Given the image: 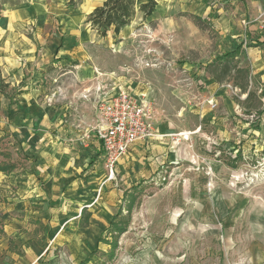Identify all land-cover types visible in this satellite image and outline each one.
<instances>
[{"label":"rangeland","instance_id":"obj_1","mask_svg":"<svg viewBox=\"0 0 264 264\" xmlns=\"http://www.w3.org/2000/svg\"><path fill=\"white\" fill-rule=\"evenodd\" d=\"M172 11L147 21L136 14L120 38L83 44L75 61L46 74L44 86L51 93L67 89L70 75L63 74L79 72L86 97L67 100L75 108L72 124L93 129L99 99L127 91L145 93L157 111L156 124L168 126L161 132L165 138L143 146L136 162L119 169L114 197L107 195L101 201L106 206H97L103 220L119 216L128 223L114 256L106 241L95 251L101 234L77 258L62 246L56 251L59 264H264V116L251 113L256 100L245 109V94L227 83L229 78L216 82L208 69L238 46L240 65L247 67L245 43L221 30L217 16L186 27L178 22L190 14ZM150 89L155 91L149 97ZM210 98L216 107L208 104ZM4 116L0 168L14 164L13 174L22 182L30 171V150L5 129ZM72 129L68 135L76 138ZM1 181L0 191L6 185ZM133 187L138 189L128 214L124 193Z\"/></svg>","mask_w":264,"mask_h":264},{"label":"crops","instance_id":"obj_2","mask_svg":"<svg viewBox=\"0 0 264 264\" xmlns=\"http://www.w3.org/2000/svg\"><path fill=\"white\" fill-rule=\"evenodd\" d=\"M149 1L136 0V14L143 18L140 7ZM155 1L150 20L177 7L190 14L191 19L183 16L178 22L186 27H194L193 16L202 22L217 16L221 30L240 35L241 43L248 46L249 90L255 86L264 104V25L256 20L264 10V0ZM103 4L104 0H77L74 6L69 0H4L2 4L0 85L3 81L5 95L0 90V115L8 119L5 129L30 150L32 162L30 171L20 177L22 182L14 171L7 176L0 172V182L4 179L6 183L0 197L7 201L0 204V264H59L56 251L61 252L62 246L80 257L83 246L96 242L114 219L103 220L97 206H106L101 201L107 195L114 197L116 173L136 162L143 146L166 137L161 132L167 131V124L159 128L155 122L160 137L131 146L110 180L94 128L69 122L75 108L67 100L72 95L86 97L79 86V72L74 68L62 75H70L67 89L58 87L49 93L44 86L47 72L75 61L84 45L100 38L87 18ZM256 82L260 87L256 88ZM154 91L150 89L148 96ZM131 94L147 99L142 92ZM72 128L77 130L76 138L68 135ZM87 222L85 227L80 225Z\"/></svg>","mask_w":264,"mask_h":264},{"label":"trees","instance_id":"obj_3","mask_svg":"<svg viewBox=\"0 0 264 264\" xmlns=\"http://www.w3.org/2000/svg\"><path fill=\"white\" fill-rule=\"evenodd\" d=\"M77 4V0H69V5L74 6ZM136 0H104V4L101 7L96 8L87 18V24H90L91 28L95 30L100 38H107L110 34L115 39L120 38L122 31L131 25L136 16ZM157 3L155 0H150L148 3L141 5L140 12L143 13L144 21L148 20L156 11ZM193 22L199 27L202 23V19L199 17H192ZM239 50L234 52L224 53L215 58V60L208 65L213 73L214 79L218 83L232 82V86L239 89L243 94H247V99L244 102L245 109L249 108L250 102L256 100L258 105L253 108V114L259 116L261 119L264 116V104L258 97V92L253 86L249 90V77L250 70L247 67L240 66L238 59ZM4 83L1 81L0 90L5 95ZM7 97V96H6ZM16 169V166L10 165L0 168V172L10 173ZM137 187H133L124 194V199L128 201L126 207L127 213L130 214L135 203V196L133 193L137 190ZM137 192V191H136ZM85 209L82 212V216H85ZM121 215V214H120ZM87 223L80 224L85 227ZM128 229V223L124 222L119 216L114 217L110 226L108 227L104 238L98 240L97 248L101 243L110 245L111 254L114 256V251L117 248V241L119 237L124 234ZM108 237L112 238L111 242H108ZM94 251V252H95Z\"/></svg>","mask_w":264,"mask_h":264},{"label":"built area","instance_id":"obj_4","mask_svg":"<svg viewBox=\"0 0 264 264\" xmlns=\"http://www.w3.org/2000/svg\"><path fill=\"white\" fill-rule=\"evenodd\" d=\"M264 25V10L256 19ZM245 42L244 48L247 49ZM208 104L216 107L215 99ZM157 111L144 97L121 91L109 98H100L97 103L98 122L94 127L103 147V158L108 178L115 176L118 162L131 146L160 137L155 126Z\"/></svg>","mask_w":264,"mask_h":264},{"label":"bare ground","instance_id":"obj_5","mask_svg":"<svg viewBox=\"0 0 264 264\" xmlns=\"http://www.w3.org/2000/svg\"><path fill=\"white\" fill-rule=\"evenodd\" d=\"M186 138H188V137H186Z\"/></svg>","mask_w":264,"mask_h":264}]
</instances>
